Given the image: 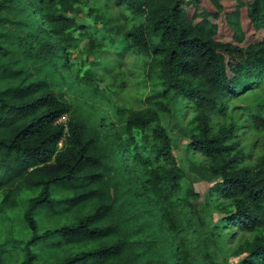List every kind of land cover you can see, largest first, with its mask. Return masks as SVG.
<instances>
[{
    "label": "trees",
    "instance_id": "trees-1",
    "mask_svg": "<svg viewBox=\"0 0 264 264\" xmlns=\"http://www.w3.org/2000/svg\"><path fill=\"white\" fill-rule=\"evenodd\" d=\"M79 1L0 0V213L20 208L24 227L0 241V264L19 251L17 264H221L208 237L218 245L228 224L264 229V154L248 164L236 122L214 121L230 98L264 84V0H110L135 20L125 37L143 53L152 87L148 107L124 115L87 101L89 112L81 113L67 97L65 43ZM185 104L195 113L183 125ZM170 106L188 150L207 159L190 167L212 184L205 207L218 208L215 196L230 199L208 236L189 199L199 194L188 190L192 259L172 231H163L162 242L147 235L148 218L136 203L146 187L131 159H142L154 191L181 190L184 171L164 125ZM251 116L264 131V115ZM124 176L128 194L118 180ZM44 215L72 221L43 228ZM47 251L61 257L50 261ZM236 254L239 264H264V234Z\"/></svg>",
    "mask_w": 264,
    "mask_h": 264
},
{
    "label": "rangeland",
    "instance_id": "rangeland-1",
    "mask_svg": "<svg viewBox=\"0 0 264 264\" xmlns=\"http://www.w3.org/2000/svg\"><path fill=\"white\" fill-rule=\"evenodd\" d=\"M73 12L70 15L74 17L77 27L72 28L71 38L65 43L68 60L64 75L65 80L70 82L66 93L73 106L81 113L89 112L83 104L87 101L88 105L116 109L120 115L132 110L146 109L147 96L152 93V87L146 80L144 55L136 47L130 46V42L125 37L126 31L135 24L131 13L124 6H118L110 0H80L74 6ZM38 19L41 21L40 15ZM45 39L50 41L48 36ZM91 98L95 102H92ZM228 106V111L216 116L214 121L225 124L231 121L236 122L235 132L239 135L240 146L247 155L246 162L252 165L264 154V131L255 127L251 116V112L256 111L264 115V84L230 98ZM172 107L170 106L171 110L164 114V125L172 137L175 153L184 171L181 190L170 195L154 191L147 180L148 174L142 159L139 157L137 160L131 159L135 174L146 187L143 191L145 197L143 200L139 198L136 203L149 221L146 234L157 236L159 242H162L165 239L163 231H172L175 242L182 243L178 247L180 253L184 248L192 259L197 256L193 248L197 243V236L191 228H188L189 208L185 201L188 190L191 189L199 194V196H189V199L192 201L191 205L198 209L199 218L204 221L203 231L208 236L212 226L223 216L220 206L230 207V199L215 196L213 200L219 209L209 210L205 207L204 197L212 184L200 179L190 170V167L191 163H206L207 159L197 150H188L189 138H186L177 128L179 122L185 125L195 111L189 104H185V117L178 118V122ZM68 117L67 115L63 118L67 120ZM133 133L136 138L140 137L139 131ZM118 180L121 190L128 194L127 177H119ZM22 196H28L27 192H23ZM1 198L0 194V200ZM154 208L164 212L163 217L155 216L152 212ZM41 218L43 228L72 221L45 215ZM21 231H24V227L21 223L20 208L0 213V241L14 238L12 235H17ZM222 231L227 234L224 233L223 240L218 245L209 237L207 238L209 250L216 253L217 261L221 264H239L242 256L236 254L238 247L264 234V229L244 231L235 224L223 226ZM22 257L21 251L16 252V257L14 256L10 264H17V260ZM43 257L56 261L61 254L47 251Z\"/></svg>",
    "mask_w": 264,
    "mask_h": 264
},
{
    "label": "built area",
    "instance_id": "built-area-1",
    "mask_svg": "<svg viewBox=\"0 0 264 264\" xmlns=\"http://www.w3.org/2000/svg\"><path fill=\"white\" fill-rule=\"evenodd\" d=\"M63 120H65V118H61V119H60V121H62V122H66V120H65V121H63Z\"/></svg>",
    "mask_w": 264,
    "mask_h": 264
}]
</instances>
